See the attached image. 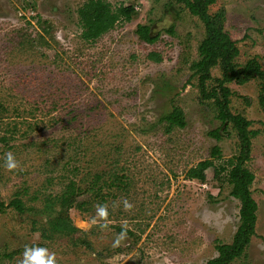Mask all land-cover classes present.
Wrapping results in <instances>:
<instances>
[{"label":"rangeland","instance_id":"rangeland-1","mask_svg":"<svg viewBox=\"0 0 264 264\" xmlns=\"http://www.w3.org/2000/svg\"><path fill=\"white\" fill-rule=\"evenodd\" d=\"M87 1L0 0V136L8 139L0 142V264H20L26 245L47 248L57 264H206L219 256L218 245L233 242L240 202L212 168L205 182L187 175L213 160L215 146L222 151L217 165L239 153L232 125L221 139L210 135L221 122L213 101H201L190 69L200 58L204 24L176 0H105L115 9L134 5L137 14L89 42L78 15ZM220 10L239 47L235 62L257 57L264 69V0H217L210 13ZM139 24L151 25L159 40L142 41ZM171 26L175 35L167 32ZM152 52L162 61L149 59ZM211 73L222 75L219 66ZM259 86L256 79L229 84L231 111L259 131L246 163L255 175L256 229L231 264H264ZM174 107L187 124L167 132L160 119ZM9 151L15 169L4 166ZM96 174L104 198L85 193L88 210L69 211L81 233L57 234L51 215L59 207L52 203L71 180L85 188ZM17 197L23 212L10 206ZM98 205L107 206V216L97 215ZM122 227L126 236L113 246Z\"/></svg>","mask_w":264,"mask_h":264},{"label":"trees","instance_id":"trees-1","mask_svg":"<svg viewBox=\"0 0 264 264\" xmlns=\"http://www.w3.org/2000/svg\"><path fill=\"white\" fill-rule=\"evenodd\" d=\"M177 3L184 4L189 12L201 19L205 28L204 40L198 47L199 60L192 62L190 69L192 76L198 78V88L201 94V101L213 105L217 109V119L221 125L210 135L216 139H221L222 134L228 131L230 125L236 131L239 140V153L231 159L221 164H216V160L222 159L220 147L212 149V159L201 161L196 167L191 168L187 175L190 179H197L205 182L206 171L210 168L214 171V179L226 181L231 186V196L240 202V225L237 229L233 242L229 245H218L219 256L210 260L206 264H231L232 261L243 255L245 248L251 241L256 229L258 204L253 198L251 185L255 180V175L246 166L251 158L252 139L259 131L250 129L252 122L241 114H234L230 109L231 98L234 96L229 84L236 83L244 85L254 79L259 81V103L264 112V69L257 57L249 59L243 66L238 65L235 60L239 56V47L230 34L224 29L225 10H220L216 14L210 13V7L217 0H176ZM137 14L134 5H120L112 8L111 4L105 0H88L78 10L79 19L82 26V38L85 41L95 42L104 34L109 32L115 25L123 20L131 21ZM174 26L167 29L171 35H175ZM151 25L139 24L137 34L140 39L147 44H153L160 38L159 34L154 35ZM149 59L161 62L162 56L157 52L149 54ZM219 66L221 77L214 78L211 69ZM213 81V84L211 83ZM212 103V102H211ZM210 106V105H209ZM4 107L1 108V112ZM3 117H0L2 119ZM166 122V131L171 132L175 127L184 128L187 124L185 115L180 107L173 110L160 119ZM7 137L0 136V142L7 144ZM102 176L96 174L93 179L87 181L88 186L83 188L71 180L67 188L58 199L52 203L57 205L58 210L51 215L52 230L57 234L72 237L81 231L73 225L69 217L72 208L88 210V201L83 200L85 193H91L96 198L103 199L104 185L101 184ZM82 199V200H81ZM11 207L23 212L24 206L18 197L10 202ZM86 243V241L84 240ZM87 244V243H86ZM89 246V244H88ZM90 247V246H89Z\"/></svg>","mask_w":264,"mask_h":264},{"label":"clouds","instance_id":"clouds-1","mask_svg":"<svg viewBox=\"0 0 264 264\" xmlns=\"http://www.w3.org/2000/svg\"><path fill=\"white\" fill-rule=\"evenodd\" d=\"M5 167L8 169H15L18 167V161L16 160L12 152L4 154ZM125 208H131L132 205L127 200L124 201ZM97 215L105 217L108 215L106 205L97 206ZM101 228H106L107 224H101ZM126 236V228L122 227L120 233L116 235L113 241V246L119 245L120 241ZM20 264H57L55 253L50 252L47 248L42 246H28L26 245L23 251V259Z\"/></svg>","mask_w":264,"mask_h":264}]
</instances>
